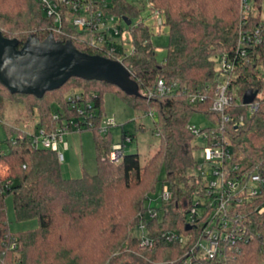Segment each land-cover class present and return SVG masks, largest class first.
Here are the masks:
<instances>
[{
  "label": "trees",
  "instance_id": "16d2710c",
  "mask_svg": "<svg viewBox=\"0 0 264 264\" xmlns=\"http://www.w3.org/2000/svg\"><path fill=\"white\" fill-rule=\"evenodd\" d=\"M147 1L153 11L162 14V25L167 28L168 42L162 61L156 60L151 31L143 24L127 26L132 45L128 54L121 50L111 55L94 51L80 42L82 35H77L78 41L71 39L82 53L119 59L137 82L142 98L126 96L104 82L76 77L69 78L57 90L45 92L40 99L10 94L0 84V107L5 97L28 99L23 105L32 117H38L36 128L45 131L65 125L70 129L71 120L83 122V117L76 112L77 105L72 108L69 100L62 96L63 90L82 88L91 103L93 127L80 131L92 133L96 155L94 174L64 178L55 152L31 147L26 131H8L12 136L5 140L6 150L0 149V169L4 170V175L0 176V248L10 250L7 258L11 264H184L191 255L190 248L203 237L206 216L210 212L207 203L214 197L207 189L208 175L191 174L197 165L192 155L196 135L187 127L193 113L203 114L214 125H222L217 133L227 140L233 161L241 167L239 172L257 170L264 175V102L248 115L245 105H236L233 101L225 110L231 118L226 123L211 109L216 60L235 50L243 23L240 0ZM252 1L257 12L248 15L246 26L264 25L261 0ZM107 3L108 10L120 18L131 20L140 12L139 7L123 0ZM50 27L51 21L42 15L35 0H0V32L6 38L16 39L18 48L28 36L43 40L51 33ZM55 39L65 41L58 35ZM247 55L248 59L237 68L233 79V84L239 87V97L248 91H259L264 85V45H258ZM158 79L174 85L170 94H151ZM110 88L132 108L145 111L154 120L152 134L159 138V145L143 165L137 153H123L118 162L108 159L113 144L110 132L101 135L98 128L103 116L102 93ZM193 96L203 99L191 101ZM50 102L57 104L55 111L51 110ZM202 131L209 133V128ZM126 137L132 140L131 135L123 132L121 139ZM161 168L165 172L161 184L168 183L172 199L159 208L147 207L145 202L159 181ZM193 195L206 202L196 203ZM8 196L16 221L35 219V228L15 233L9 230L5 213V197ZM262 204L264 188L256 198L233 208L230 213L236 218L230 228L233 238L219 241L215 257L207 261L192 258L191 261L264 264V220L253 210ZM192 207L200 213L190 214ZM151 209H161V217L149 218ZM136 226L145 227L152 243L150 248H138L140 237L130 234ZM171 234L186 241L167 240Z\"/></svg>",
  "mask_w": 264,
  "mask_h": 264
},
{
  "label": "built area",
  "instance_id": "2783aa9c",
  "mask_svg": "<svg viewBox=\"0 0 264 264\" xmlns=\"http://www.w3.org/2000/svg\"><path fill=\"white\" fill-rule=\"evenodd\" d=\"M35 1L38 3L42 15L51 21L50 30L54 38L55 35H58L64 37L65 41H71V39L78 41L77 38L79 37L77 35H82L80 42L94 51L111 55L115 50H118L112 41V36H117L120 32L116 18L119 20H122V18L113 15L108 10L109 5L106 0ZM256 10L257 8L253 5L252 0H240V14L243 23L238 32L236 48L233 52L225 53L217 61L218 67L215 70L216 85L211 109L219 114L225 123L231 119L229 115L225 114V110L233 101L236 102V105L238 103L245 105L248 115H252L257 110L259 103L264 102V85L259 91H250L255 92V96L251 102L244 103L243 99L247 92L242 97H239V87L233 84L234 74L244 59H248L247 54L258 45H264V25L246 26L248 15L256 13ZM154 12L160 14L159 11ZM161 25L162 19L157 18L156 28L159 29ZM116 61L121 62L119 59ZM173 89L174 85H169L162 79H158L151 94L164 96L170 94ZM151 94H149V97ZM197 98L203 99L202 97L193 96L191 101ZM68 100L72 108H76L77 105L76 112L83 117V122L73 123L72 120L69 121L70 129L65 125L64 127H56L52 131L37 129L34 133H26L30 137L31 147L49 149L55 152L58 162L63 160L62 152H58L59 144L62 146V150L68 148L67 142L63 140L64 135L68 132H73L72 129L80 131L81 129L90 130L93 127L91 103L86 100L84 94L70 97ZM79 104L82 107H79ZM53 117L57 118V115ZM238 119L239 121L243 120L242 117ZM113 125V118L102 116L98 133L101 135L106 134ZM187 127L196 136L203 134L202 139L205 142V149L202 153L203 162L209 165L210 168V174H206L208 175L207 189L210 190V194L214 195V197H210L207 203L210 207V212L206 216L203 237L197 240L194 246L190 248L189 253L191 255L184 262V264H201L193 263L191 259L195 258V260L199 261L210 260L215 257L218 251L219 241H227L233 238V232L230 228H232V224L236 223V218H233L230 213L235 206L251 201V199L256 198L260 194L261 189L264 188V175L259 174L257 170L252 173L247 171L239 172L241 167L233 161V155L227 140L221 138L220 133H217L222 128V125L220 127L215 125L212 130L209 128V133L197 130L189 125ZM130 141L126 137L121 139L119 143L112 144L108 159L111 162H118L122 157L125 143ZM200 174L205 176L204 173ZM160 198L162 204L172 199V193L168 185H162ZM193 200H196V203L200 201L202 205L206 202L204 198L202 199L195 195H193ZM154 210L156 209L149 210L148 217L159 219L158 213ZM198 210L192 207L190 214L198 215L200 213ZM253 210L257 214L262 215L264 220V204L253 207ZM162 213L163 211L161 210V215ZM173 239H178L181 243L186 241L183 237L175 234L167 237V240ZM151 244L148 234L142 235L138 248L144 250L150 248ZM13 247L14 245L9 248L12 249ZM9 252V249L0 248V264H11L7 258Z\"/></svg>",
  "mask_w": 264,
  "mask_h": 264
},
{
  "label": "rangeland",
  "instance_id": "374dc122",
  "mask_svg": "<svg viewBox=\"0 0 264 264\" xmlns=\"http://www.w3.org/2000/svg\"><path fill=\"white\" fill-rule=\"evenodd\" d=\"M110 2L111 0H106ZM130 5H134L140 8V12L137 17L131 18V24L136 25L142 23L151 31L150 41L152 43L154 55L157 61H162L165 56V46L168 42L167 28L163 25L159 29L156 28L157 18L163 19L162 14H156L148 4L147 0H123ZM261 17H264V0H261ZM257 11V10H256ZM117 26L120 28V32L117 36H112V41L118 50L124 53H129L132 50L130 36L125 23L122 20L116 18ZM218 67L216 60L215 70ZM82 88L74 87L72 89L62 91V96L68 99L73 96L81 95ZM28 103V99H13L5 97L3 104L0 107V149L6 150L5 140L9 138V130L17 129L26 132H33L37 130L38 117H33L27 111V108L23 105ZM52 111H55L57 104L50 102ZM102 112L103 116L113 118L114 125L109 128L110 142L115 144L121 141L122 133L132 136V140L125 143L123 147V153L135 154L137 153L140 158V162L143 165L149 157L155 154L159 145V138L152 134L154 128L153 118L146 114L145 111L132 108L127 101H125L115 89H106L102 93ZM188 125L194 127L197 130H203L205 128H214L215 125L211 120L206 118L203 114L193 113L189 120ZM202 135H197L192 145L196 148L193 149L192 155L197 161V165L191 174L197 175L200 173L210 174L209 165L203 162L202 153L205 149V142L202 139ZM63 140L67 142L68 148L62 150V146L59 144L58 152H62L63 160L59 162V168L61 175L64 178H79L83 174L92 175L96 172V159H95V146L93 142L92 133L88 130L68 132L64 135ZM4 175V170L0 169V176ZM159 181L155 184L154 191L151 192L145 202L147 207L159 208L162 205L161 190L162 180L165 179L164 169L159 171ZM168 183L165 182L164 185ZM158 213V217L161 216V210H154ZM5 213L6 221L8 223L9 230L13 233L32 229L37 226L35 219H29L24 221H16L13 215L11 198L5 197ZM132 236L141 237L146 235V229L144 226H136L130 232Z\"/></svg>",
  "mask_w": 264,
  "mask_h": 264
},
{
  "label": "water",
  "instance_id": "95a60500",
  "mask_svg": "<svg viewBox=\"0 0 264 264\" xmlns=\"http://www.w3.org/2000/svg\"><path fill=\"white\" fill-rule=\"evenodd\" d=\"M122 20L126 26L131 23L126 17ZM18 43L0 32V84L10 94L40 99L45 92L57 90L69 78L76 77L104 82L126 96L142 98L137 82L119 61L82 53L71 41L62 42L51 33L43 40L28 36L19 48ZM254 96L255 92L248 91L243 102H251Z\"/></svg>",
  "mask_w": 264,
  "mask_h": 264
}]
</instances>
